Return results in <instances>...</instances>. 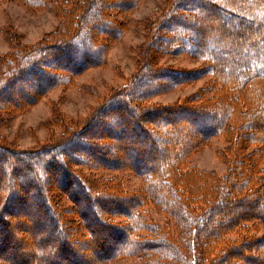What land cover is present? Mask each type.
Here are the masks:
<instances>
[{"label":"trees","instance_id":"1","mask_svg":"<svg viewBox=\"0 0 264 264\" xmlns=\"http://www.w3.org/2000/svg\"><path fill=\"white\" fill-rule=\"evenodd\" d=\"M20 1L27 8L53 9L63 22L35 45L8 39L12 49L0 57V97L16 88L28 97L3 98L0 109L6 111L22 110L100 64L106 43L124 31L117 16L141 0ZM62 3L69 10H62ZM207 18L212 26L204 25ZM152 29L155 37L161 34L162 50L188 52L202 68L138 72L100 111L111 114L104 125L114 131L101 135L106 147L91 140L99 122L94 120L50 146L15 150L0 145L5 161L0 164V264H97L118 257H134L133 264H264V233L255 234L264 224V0H174ZM204 74L211 77L206 87L179 103L143 102ZM145 76L155 81L137 92ZM19 81L23 84L16 87ZM214 136L229 143L218 151L229 161L227 171L188 166L190 153ZM157 143L164 149L144 155L142 149ZM115 147L128 162L115 155L103 158ZM72 163L126 166L143 186L132 192L115 182L96 186L78 176ZM30 194L38 198L35 221L52 225L35 229L40 240L11 247L12 226L20 225L12 219ZM62 195L71 206L59 204ZM147 204L165 214L164 223L140 211ZM118 216L124 220L116 222Z\"/></svg>","mask_w":264,"mask_h":264},{"label":"rangeland","instance_id":"2","mask_svg":"<svg viewBox=\"0 0 264 264\" xmlns=\"http://www.w3.org/2000/svg\"><path fill=\"white\" fill-rule=\"evenodd\" d=\"M60 1L67 2L66 0ZM173 1L141 0L127 14L117 16L125 24L124 31L120 36L106 43L107 47L104 50L103 60L100 64L83 70L74 76L73 80L67 85H58L49 89L22 110L6 111L0 109V145L15 150H29L50 146L57 143L64 136L77 131L83 124L94 120L99 122L93 125L95 130L91 140L103 147L106 140L101 135L111 129V127L107 129L104 122L111 114L109 113L105 117L101 113L102 107L118 91L126 89L125 87L130 79L135 78L138 72L147 74L149 70L153 72L162 68L165 71H195L202 68V61L188 52L177 53L162 50V44L160 43L161 34L157 35V37L154 36L152 25L166 13ZM62 4V6L60 5L62 10H69V5L66 3ZM204 12L207 13L205 10ZM62 22V15L53 9L47 7L27 8L20 0H0V57L11 51L12 47L8 41L11 37L18 41L21 46L35 45L45 40V37L49 34L56 32ZM213 23L211 18H207L204 25L212 26ZM195 24L190 22L189 25L192 27ZM233 25L232 30H237L236 23ZM239 25L242 28H246L248 23L240 22ZM206 46L211 48L210 42L207 41ZM215 52L217 55H223L219 50H215ZM144 78L145 84L138 88L137 92L146 90L155 81L147 79L146 76ZM210 78V75L204 74L187 83L150 96L143 102L145 104L179 103L186 97L188 98L190 95L203 90ZM21 84L23 82L19 84L15 82L16 87H20L19 85ZM7 96L21 100L27 98L28 94L26 91H20L16 88L12 93L0 97V100ZM205 96L209 97L210 93L206 92ZM130 118L135 119V115H130ZM187 131L190 135L193 134L191 127L187 128ZM109 132L113 133L114 131L111 129ZM118 136H120L119 138L117 137L120 141L124 137L122 131ZM144 139V136L141 137L142 143ZM185 140L189 141L191 137H187ZM165 144L168 145V141ZM228 144L220 136L212 137L208 143L198 146L190 153L187 158L188 166L224 174L228 169L229 161L227 158L223 159L220 157L218 151L225 149ZM164 147V144L157 143L155 146H148L146 147L147 149L142 150L144 155L146 150H149L150 154H156L163 150ZM112 149L111 154L103 155L104 159L115 155L121 163L129 161L128 158L122 159L121 152L116 150V147ZM252 149V146L248 148L249 151ZM131 153H134V151H130ZM0 164L4 167L5 161L0 160ZM261 166L264 167V159L261 161ZM70 167L76 171L78 176L85 178L96 186H110L112 182H115V184L118 185L119 183L122 186L121 188L125 189L123 191L128 192L137 191L143 186L142 178L134 170L126 166L108 168L72 163ZM22 171L31 175L26 169ZM58 200L59 204L66 208L72 205L63 195ZM37 201L38 198L30 194L26 198V204L24 209L21 210L22 212L18 210L19 212L14 214L12 220L16 219V222L20 225L18 227L12 226L13 238L10 242L11 247L16 243L18 244V241L25 243L34 239L40 240L39 237L34 235L35 229H47L52 225L48 221L40 224L35 221L32 213L34 209L36 210ZM140 211L144 215L152 217L159 224L165 222V214L152 204H147ZM114 220L122 222L124 219L118 216ZM18 229L25 231V234L21 233L20 230L17 231ZM16 232L23 234V236L19 237L17 235L18 237L15 238L14 234ZM262 233H264V224L260 225V229L255 232L258 236L262 235ZM44 235L46 236L47 233H44ZM10 248H7V250L9 251ZM20 250L22 253L27 252L26 248H21ZM88 252L89 256L94 255L92 249ZM135 260L136 258L134 257H118L97 264H133ZM1 264L8 263L3 262Z\"/></svg>","mask_w":264,"mask_h":264}]
</instances>
